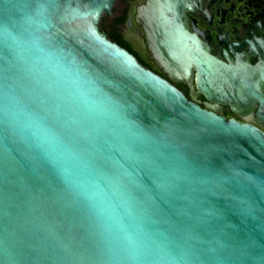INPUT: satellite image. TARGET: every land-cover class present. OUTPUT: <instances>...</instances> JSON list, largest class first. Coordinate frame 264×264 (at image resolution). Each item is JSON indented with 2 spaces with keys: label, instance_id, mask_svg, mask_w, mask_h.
Segmentation results:
<instances>
[{
  "label": "water",
  "instance_id": "95a60500",
  "mask_svg": "<svg viewBox=\"0 0 264 264\" xmlns=\"http://www.w3.org/2000/svg\"><path fill=\"white\" fill-rule=\"evenodd\" d=\"M115 2L0 0V264H264V132L110 41ZM184 8L137 23L162 70L217 92Z\"/></svg>",
  "mask_w": 264,
  "mask_h": 264
},
{
  "label": "flooded vegetation",
  "instance_id": "af4514ba",
  "mask_svg": "<svg viewBox=\"0 0 264 264\" xmlns=\"http://www.w3.org/2000/svg\"><path fill=\"white\" fill-rule=\"evenodd\" d=\"M149 2L116 0L111 15L100 22L99 31L170 82L189 101L264 132V0H185L181 13L189 43L224 66L217 71L222 82L217 92L203 90L195 70L186 79L159 67L161 61L152 53L145 28L136 19ZM106 17L108 28L101 25ZM241 93L246 96L242 102L238 99Z\"/></svg>",
  "mask_w": 264,
  "mask_h": 264
},
{
  "label": "rangeland",
  "instance_id": "374dc122",
  "mask_svg": "<svg viewBox=\"0 0 264 264\" xmlns=\"http://www.w3.org/2000/svg\"><path fill=\"white\" fill-rule=\"evenodd\" d=\"M108 22H109V17H106V18L104 19V21L102 22L101 25H102L103 27H105V28H106V27L108 28V27H109Z\"/></svg>",
  "mask_w": 264,
  "mask_h": 264
}]
</instances>
